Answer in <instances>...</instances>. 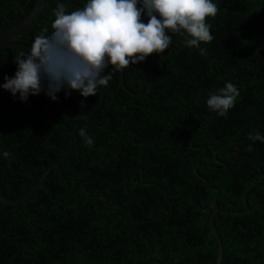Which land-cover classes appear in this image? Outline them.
I'll list each match as a JSON object with an SVG mask.
<instances>
[{
  "label": "trees",
  "instance_id": "obj_1",
  "mask_svg": "<svg viewBox=\"0 0 264 264\" xmlns=\"http://www.w3.org/2000/svg\"><path fill=\"white\" fill-rule=\"evenodd\" d=\"M34 2L0 0V33L20 25ZM86 2L45 0L14 41L31 46L44 28L51 33L58 4L67 14ZM212 2L210 43L189 48L186 34L168 31L169 48L114 72L85 118L61 116L43 92L22 102L0 88L5 198L23 195L71 145L23 201H0V264H215L211 188L220 264H264V142L249 138L264 137V0ZM28 52L0 48V84ZM227 82L240 95L220 116L206 101ZM91 97L57 93L69 115Z\"/></svg>",
  "mask_w": 264,
  "mask_h": 264
},
{
  "label": "clouds",
  "instance_id": "obj_2",
  "mask_svg": "<svg viewBox=\"0 0 264 264\" xmlns=\"http://www.w3.org/2000/svg\"><path fill=\"white\" fill-rule=\"evenodd\" d=\"M68 5L58 4L51 33L44 28L34 38L27 54L15 56L17 69L12 77L4 76L0 88L22 102L42 92L53 101L64 91L67 98L75 91L87 98L107 87L114 72L130 64L143 62L152 54H162L172 40L167 34H186L185 46L200 48L214 37L207 18L215 17L218 6L212 0H87L66 14ZM146 16L147 23L142 21ZM206 49H200L204 55ZM111 66V71L105 69ZM240 92L231 82L217 93L210 94L206 103L210 110L225 116L234 107ZM81 110L84 101L81 100ZM85 143L93 140L81 130ZM253 142L264 137L251 135ZM249 151L252 146L249 145ZM9 152H4L7 158Z\"/></svg>",
  "mask_w": 264,
  "mask_h": 264
},
{
  "label": "water",
  "instance_id": "obj_3",
  "mask_svg": "<svg viewBox=\"0 0 264 264\" xmlns=\"http://www.w3.org/2000/svg\"><path fill=\"white\" fill-rule=\"evenodd\" d=\"M44 2L45 0H35L33 8L30 12V14L27 16V18L17 27L12 28L9 31L6 32H2L0 33V48H7V47H18V48H23V49H27L30 50V45H26V44H22V43H18L15 42L14 40L20 36L21 34H23L24 32H26L31 26L32 24L36 21V19L39 17V15L42 12L43 6H44ZM57 95V94H56ZM96 99V95L91 97V100L88 104V107L86 108V110L83 113L77 114V115H69L67 113H65L61 107L59 106V102H58V98L55 102V107L57 109V111L59 112V114L65 118H85L86 115L89 113V111L91 110L94 102ZM71 148V145L68 146V148L63 152V154L61 155V157L59 158V160L54 163L53 165H51L45 172L44 174L38 179V181L29 189L27 190L23 195H21L20 197L16 198V199H7L5 198L2 193H1V189H0V201L7 204V205H13V204H17L21 201H23L26 197H28L32 192H34V190L41 184V182L45 179V177L48 175V173L56 168L59 164V162L63 159V157L65 156L66 152ZM194 173L196 174V176L202 181L204 182L207 186V182L201 178L200 176L197 175L196 173V169L194 170ZM211 190L215 193L213 200L211 201L209 207L207 209H209L210 215H209V219H208V225H209V229L212 233V236L215 240V243L217 245V256H216V260H215V264H220L221 263V259H222V247H221V242L220 239L218 237V234L213 226V217L214 215L218 212L217 206H216V202L215 199L218 196V190L215 188H211ZM205 209V210H207Z\"/></svg>",
  "mask_w": 264,
  "mask_h": 264
}]
</instances>
